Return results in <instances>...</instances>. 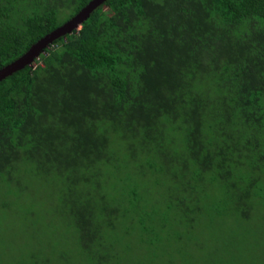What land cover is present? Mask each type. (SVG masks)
<instances>
[{
    "label": "trees",
    "instance_id": "1",
    "mask_svg": "<svg viewBox=\"0 0 264 264\" xmlns=\"http://www.w3.org/2000/svg\"><path fill=\"white\" fill-rule=\"evenodd\" d=\"M88 1L0 0V67ZM32 62L0 80V180L14 190L25 176L58 184L80 249L107 258L103 233L128 217L92 183L125 153L144 156L131 174L153 177L156 200L187 222L209 184L238 217L254 209L252 188H264V0H105Z\"/></svg>",
    "mask_w": 264,
    "mask_h": 264
},
{
    "label": "rangeland",
    "instance_id": "2",
    "mask_svg": "<svg viewBox=\"0 0 264 264\" xmlns=\"http://www.w3.org/2000/svg\"><path fill=\"white\" fill-rule=\"evenodd\" d=\"M120 156L124 160L116 161L115 169L101 167L92 181L128 215L100 239L107 258L105 252L79 248L58 184L38 178L27 185L25 176L19 190L0 180V264H93L96 255L108 264H264V188H252L254 209L243 219L223 207L228 200L219 185L209 184L198 202L200 213L187 222L173 202L156 200L161 190L153 177L144 181L131 174L144 156ZM133 186L138 200L129 203L124 197ZM142 213L149 215L141 227Z\"/></svg>",
    "mask_w": 264,
    "mask_h": 264
},
{
    "label": "water",
    "instance_id": "3",
    "mask_svg": "<svg viewBox=\"0 0 264 264\" xmlns=\"http://www.w3.org/2000/svg\"><path fill=\"white\" fill-rule=\"evenodd\" d=\"M104 1L105 0H89L78 10V12L64 21L61 25L39 37L20 56L0 67V80L21 69L25 65H29L38 56V54L48 46L49 43H51L55 38L76 29L80 22Z\"/></svg>",
    "mask_w": 264,
    "mask_h": 264
}]
</instances>
